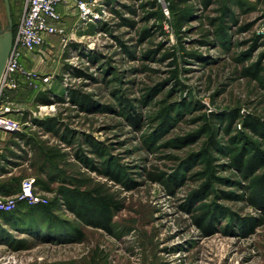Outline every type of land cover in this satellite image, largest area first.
I'll use <instances>...</instances> for the list:
<instances>
[{
    "label": "rangeland",
    "instance_id": "1",
    "mask_svg": "<svg viewBox=\"0 0 264 264\" xmlns=\"http://www.w3.org/2000/svg\"><path fill=\"white\" fill-rule=\"evenodd\" d=\"M154 1L103 0L75 38L22 61L37 76L4 95L22 128L0 130V164L52 210L4 211L0 264H264V167L233 164L264 158V128L244 124L264 123V0ZM24 2L10 0L15 24ZM70 180L117 205L109 229L70 210Z\"/></svg>",
    "mask_w": 264,
    "mask_h": 264
},
{
    "label": "built area",
    "instance_id": "2",
    "mask_svg": "<svg viewBox=\"0 0 264 264\" xmlns=\"http://www.w3.org/2000/svg\"><path fill=\"white\" fill-rule=\"evenodd\" d=\"M67 0H25L22 15L14 35L13 45L0 82V130L12 133L21 130L22 123L5 113L4 95L15 89L20 82L32 83L37 75L23 67L22 61L46 44L47 35L65 33L64 28L56 26L61 16L58 5ZM79 17L86 22L98 20L104 14L103 0H77ZM5 108V109H4ZM20 203L28 205L47 204L48 200L38 191L36 179L26 177L21 181L20 191L5 194L0 184V210L11 211Z\"/></svg>",
    "mask_w": 264,
    "mask_h": 264
},
{
    "label": "trees",
    "instance_id": "3",
    "mask_svg": "<svg viewBox=\"0 0 264 264\" xmlns=\"http://www.w3.org/2000/svg\"><path fill=\"white\" fill-rule=\"evenodd\" d=\"M175 3L183 4L187 3L188 0H176ZM154 6H158L159 3L157 0L153 2ZM173 6V5H172ZM173 8V7H172ZM18 24H15L13 21V32L14 35L16 33ZM172 54V53H169ZM255 76V73H251ZM245 126L254 130L258 131L259 129L264 128V123L257 118L247 119L245 120ZM242 138L244 139L245 136L241 134ZM213 139V137H212ZM249 151L247 149H242L241 152L238 153L236 157H234V166L241 170H245L249 172V176H253L256 171L264 167V158L261 157L260 161L255 156H250ZM46 154L49 158L54 159L57 156V153L46 151ZM1 159V156H0ZM0 164V170H1ZM71 184L75 186L72 190L66 189L61 187L59 190V194L63 196L68 201V207L71 211L75 212L81 219H84L89 225L94 227H99L103 229H109V226L112 222V216L115 208H118L117 205L112 201L109 196H104L100 191L97 189L93 190H80L77 188H81L83 184L76 182L75 180H70ZM257 182L260 184L259 186L264 191V174L257 177ZM37 184V181H36ZM2 190L5 194H9L12 190V185L8 183H1ZM264 195V192H263ZM256 202V198H251ZM28 206L27 209L29 210H38L42 209H51V203L48 201L47 204H37V205H26ZM48 209V210H49ZM52 210V209H51ZM83 212L89 213L91 216L97 217L96 219H91V221H87V217ZM10 217L12 218V214L9 212H4L0 210V219L7 225L11 226L12 228L15 227L14 223L10 221ZM80 241L84 240V234L79 232L77 235Z\"/></svg>",
    "mask_w": 264,
    "mask_h": 264
},
{
    "label": "crops",
    "instance_id": "4",
    "mask_svg": "<svg viewBox=\"0 0 264 264\" xmlns=\"http://www.w3.org/2000/svg\"><path fill=\"white\" fill-rule=\"evenodd\" d=\"M76 4H77V0H67L65 3H61L58 5V11H59L61 18L55 24L58 27L64 28L65 33L63 35H59V34L47 35L45 45H48L49 47L54 48L55 44L58 41L65 43L71 38H75V36H77V33H79L80 31V28L78 27H79V23L81 22V19L79 17V9L77 8ZM82 23H85V22H82ZM1 168L2 169L0 170V179H2V183H8L12 185V190L9 192L8 195L15 194L16 191L15 189L13 190V186H14L13 179H8V178L4 179L7 173L2 171L3 167ZM6 226L7 225L0 219V234L2 231V234L5 235L4 230ZM0 252L4 253L1 251V249H0Z\"/></svg>",
    "mask_w": 264,
    "mask_h": 264
},
{
    "label": "water",
    "instance_id": "5",
    "mask_svg": "<svg viewBox=\"0 0 264 264\" xmlns=\"http://www.w3.org/2000/svg\"><path fill=\"white\" fill-rule=\"evenodd\" d=\"M4 3L8 15V25L5 28H2L0 23V82L5 71L14 40L13 18L11 16L12 12L10 0H4Z\"/></svg>",
    "mask_w": 264,
    "mask_h": 264
}]
</instances>
